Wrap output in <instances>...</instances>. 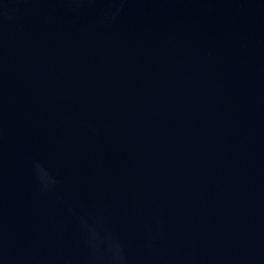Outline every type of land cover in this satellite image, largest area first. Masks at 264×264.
<instances>
[{
	"label": "water",
	"instance_id": "obj_1",
	"mask_svg": "<svg viewBox=\"0 0 264 264\" xmlns=\"http://www.w3.org/2000/svg\"><path fill=\"white\" fill-rule=\"evenodd\" d=\"M0 264H264V0H0Z\"/></svg>",
	"mask_w": 264,
	"mask_h": 264
},
{
	"label": "clouds",
	"instance_id": "obj_2",
	"mask_svg": "<svg viewBox=\"0 0 264 264\" xmlns=\"http://www.w3.org/2000/svg\"><path fill=\"white\" fill-rule=\"evenodd\" d=\"M45 187L47 186V184L44 185Z\"/></svg>",
	"mask_w": 264,
	"mask_h": 264
}]
</instances>
